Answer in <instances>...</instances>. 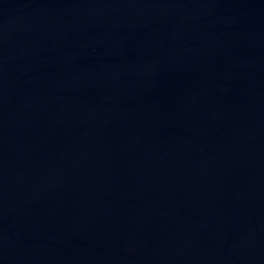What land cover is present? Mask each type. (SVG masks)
Listing matches in <instances>:
<instances>
[{
    "label": "water",
    "instance_id": "1",
    "mask_svg": "<svg viewBox=\"0 0 264 264\" xmlns=\"http://www.w3.org/2000/svg\"><path fill=\"white\" fill-rule=\"evenodd\" d=\"M0 264H264V0H0Z\"/></svg>",
    "mask_w": 264,
    "mask_h": 264
}]
</instances>
